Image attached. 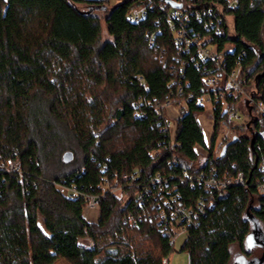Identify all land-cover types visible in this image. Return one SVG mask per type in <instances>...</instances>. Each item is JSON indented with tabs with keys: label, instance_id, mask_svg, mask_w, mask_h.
<instances>
[{
	"label": "trees",
	"instance_id": "obj_1",
	"mask_svg": "<svg viewBox=\"0 0 264 264\" xmlns=\"http://www.w3.org/2000/svg\"><path fill=\"white\" fill-rule=\"evenodd\" d=\"M120 1L108 11V0H0V264H54L60 258L71 264H163L174 250L156 208L166 190L153 187L140 207L133 198L125 203L107 194L97 221L83 217L85 196L99 194L105 177L122 179L127 173L147 183L158 173L170 181L167 188L177 185L182 201L192 204L205 190L180 181L184 167L189 172L215 167L222 177L243 172L248 183L217 194L214 207L190 230L184 248L191 264H236L239 256L246 264L255 258L264 264V246L248 244L252 218L262 230L264 223L255 168L264 158V116L253 115L250 126L251 120L237 127L239 139L226 155H214L221 104L215 106L209 150L198 118L205 111L198 103L206 91L205 69L189 61L181 73L189 55H178L174 46L166 22L172 5ZM140 3H149L148 13L132 22L128 11ZM183 3L217 12L221 7L232 16V26L225 19L220 33L194 17L190 24L220 49L233 45L229 67L242 65L248 89L264 103V0H238L235 7L227 0ZM169 95L188 99L189 107L178 121L174 146L156 112L157 101ZM198 147L209 151L204 161ZM71 150L80 153V162H63V153ZM10 158L20 159L21 178L6 171ZM58 184L76 185L84 195L72 198ZM86 236L94 247L79 242ZM255 248L260 255L252 256Z\"/></svg>",
	"mask_w": 264,
	"mask_h": 264
},
{
	"label": "built area",
	"instance_id": "obj_2",
	"mask_svg": "<svg viewBox=\"0 0 264 264\" xmlns=\"http://www.w3.org/2000/svg\"><path fill=\"white\" fill-rule=\"evenodd\" d=\"M110 1V0H108ZM177 3H182L180 7H173L166 10V22L168 28L172 32L174 46L177 48L178 55H189V60H184L181 63L180 71L183 74L185 65L189 61L196 63V66H203L205 69L203 75V83L206 91L198 97V103L207 107V103L211 104V124L215 125V106L221 104V128L218 138L213 148L214 155H220L224 142L232 140L237 136V127L243 126L252 118L264 116V103L255 97V89H248L246 75L242 69V65L238 62L234 67L228 65V55L231 54L234 48H227V45L220 49L218 43H213L210 36L201 35L200 32L194 30L191 26V20L194 17L197 21L203 22L206 28H214L216 33L221 31V22L228 19L224 15L223 9L219 7L218 12L214 7L204 8L199 10L187 5H184L183 0H174ZM228 6L235 7L238 0H227ZM149 3H140L134 5L128 11V18L132 22L140 21L148 13ZM164 9L163 6H161ZM217 15H214V13ZM215 19H218L216 21ZM151 45H154V40L151 39ZM176 83V82H175ZM183 92V87L178 88V94ZM251 109V112L249 111ZM245 110V112H244ZM189 111L188 99L177 100L174 95H169L164 102L156 103V112L165 120V125L162 131H166L170 137L171 146L177 144V128L178 121ZM242 112V113H241ZM242 114L244 115L242 119ZM254 115V116H253ZM242 119V121H239ZM220 135L222 139L219 140ZM208 146L209 150L212 146ZM207 156L209 151H206ZM179 155L176 153L173 156V162L178 163ZM5 169L9 173L17 174L20 178L23 176V168L19 158L7 159ZM259 175L256 181L257 192L264 195V158L257 165ZM136 175V174H135ZM130 179H134L133 181ZM183 183H190L191 187L198 185L203 187L205 193L200 195L192 204H187L181 199V194L177 185L173 184L167 188L170 181L161 174H156L150 182L139 183L134 174H123L122 179L115 177L113 180L105 177L99 184V194L87 195L86 206L83 211L84 219L88 220L92 211L100 207V201L107 194L118 196L123 202L128 203L130 199H134L137 206L143 205V194L150 193L153 187H158L160 191L166 190L167 193H160L159 198L163 199V204H157L159 214L163 223V230L170 239V244L175 246L177 238L189 233L195 227L201 216L207 210L214 207L216 195L226 191L230 186L243 185L248 186L243 172L237 175L224 174L220 176L215 167H211L209 172L198 170L189 172L184 167L183 176L179 177ZM61 192L69 195L72 198L83 196L84 194L76 185H60ZM129 222L133 225L137 220L133 215H129ZM88 240L85 246L88 248L94 247V241L91 237L86 236L80 238L79 242L84 243ZM87 242V241H85ZM170 256L163 259V264H170ZM191 264V258L189 259Z\"/></svg>",
	"mask_w": 264,
	"mask_h": 264
},
{
	"label": "rangeland",
	"instance_id": "obj_3",
	"mask_svg": "<svg viewBox=\"0 0 264 264\" xmlns=\"http://www.w3.org/2000/svg\"><path fill=\"white\" fill-rule=\"evenodd\" d=\"M121 3L120 0H110L109 1V9L108 11H110L115 5ZM81 8H84L85 9V5H80ZM99 13V11L97 12ZM102 19L104 20V13L101 14ZM101 20L103 22V36L104 38H107L108 35H107V31H106V24L105 22ZM230 23V25L232 26L233 24V18L232 16H228V19H227ZM233 45L231 44H228L227 45V48H232ZM211 109H212V106L211 104L207 103V107H206V110L203 112V113H200L198 118L200 119V121L202 122V125H203V129L206 133V138H207V141L210 142L211 139H212V134H211V130L212 128L209 127L211 126L210 123H211ZM245 112V110H244ZM242 113V112H241ZM244 115L242 114V119H243ZM242 119H240L239 121H242ZM222 139V136L220 135L219 137V140ZM210 145V143L208 144V146ZM197 151L199 152V160L200 161H204L205 158L207 157V153L204 149H201V148H197ZM71 152H73V161L74 162H80V153L77 151H73L71 150ZM98 217H99V208L97 210H94L92 211L90 217L88 220H92V221H97L98 220ZM262 226H263V231H264V223H262ZM189 237V233H184L182 235H180L177 240H176V243H175V246H174V250H173V253L170 255V264H189V259H190V254L189 252L184 248L185 246V242L187 241ZM87 241V242H85ZM84 241V245L88 244V240H85ZM237 251H239L238 247L236 246L234 248V253H238ZM262 252V250L260 248H255L253 251H252V256H255V255H260ZM59 264H71L70 262H68L67 260L65 259H61V263L59 262Z\"/></svg>",
	"mask_w": 264,
	"mask_h": 264
},
{
	"label": "water",
	"instance_id": "obj_4",
	"mask_svg": "<svg viewBox=\"0 0 264 264\" xmlns=\"http://www.w3.org/2000/svg\"><path fill=\"white\" fill-rule=\"evenodd\" d=\"M169 2V4H171L173 7H180L181 4L177 3L173 0H167ZM107 5H103L101 6L103 10H106L108 7H106ZM99 8V6L97 7ZM95 8H91L90 11H92ZM249 111L251 112V109L249 108ZM255 121L253 118L252 120L248 123V126H250V123ZM239 138L237 136H235L232 140H230L227 144L224 145L223 150L221 152L220 157H223L226 155L227 153V149L229 147V145L234 142L237 141ZM73 159V152L71 151H67L65 153H63V162H70ZM257 166V162L255 163V168ZM253 221V230L252 232L249 234L248 236V244L250 247L254 246V245H260V246H264V233L263 230L261 229V227L259 226L260 224L258 223V221L255 218H252ZM238 262H242V264H246L248 263L247 259L245 256H239L236 259V264ZM263 262V258H255L253 259L250 263L251 264H262Z\"/></svg>",
	"mask_w": 264,
	"mask_h": 264
},
{
	"label": "crops",
	"instance_id": "obj_5",
	"mask_svg": "<svg viewBox=\"0 0 264 264\" xmlns=\"http://www.w3.org/2000/svg\"><path fill=\"white\" fill-rule=\"evenodd\" d=\"M199 122H200V124H201V126H202V128H203V125H202V122L200 121V119H199ZM210 125L211 126H209V127H211L212 128V130H211V134H212V137H213V133H214V126L210 123ZM204 130V129H203ZM204 135H205V140H206V143H207V145L210 143L211 144V141L210 142H208L207 141V138H206V133H205V131H204ZM212 140V139H211ZM61 259H63V258H60V259H58L56 262H54V264H58L59 262L61 263Z\"/></svg>",
	"mask_w": 264,
	"mask_h": 264
}]
</instances>
